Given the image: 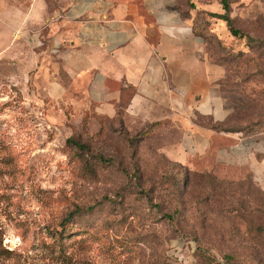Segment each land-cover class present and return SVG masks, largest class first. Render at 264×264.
<instances>
[{
	"label": "rangeland",
	"instance_id": "1",
	"mask_svg": "<svg viewBox=\"0 0 264 264\" xmlns=\"http://www.w3.org/2000/svg\"><path fill=\"white\" fill-rule=\"evenodd\" d=\"M202 2L215 1L191 0ZM225 2L237 33L211 18L204 33L236 102L218 131L251 137L238 156L260 161L264 0ZM10 74L0 60V264H264L261 165L225 164L218 144L181 164L161 151L157 128L142 137L103 121L97 132Z\"/></svg>",
	"mask_w": 264,
	"mask_h": 264
},
{
	"label": "crops",
	"instance_id": "2",
	"mask_svg": "<svg viewBox=\"0 0 264 264\" xmlns=\"http://www.w3.org/2000/svg\"><path fill=\"white\" fill-rule=\"evenodd\" d=\"M197 9L207 21L218 4ZM195 14L178 0H65L52 10L44 0H0V60L12 68L8 78H31L49 109L79 124L86 118L98 130L99 120L118 121L131 130L159 122L167 158L186 164L218 144L225 164L264 170V155L238 156L240 140L251 137L211 127L236 102Z\"/></svg>",
	"mask_w": 264,
	"mask_h": 264
},
{
	"label": "trees",
	"instance_id": "3",
	"mask_svg": "<svg viewBox=\"0 0 264 264\" xmlns=\"http://www.w3.org/2000/svg\"><path fill=\"white\" fill-rule=\"evenodd\" d=\"M214 1L218 4V0L217 1L214 0ZM178 2H180V4L183 5L185 9H189V10H194L195 9L196 10V14H195L196 23H198L197 26H199V28H200L198 33L201 36L204 33L206 34V27L205 26L207 25V21L208 20L207 21L204 20V18L202 16L203 11L197 9L198 6H193L191 4V0H178ZM219 3L221 5V9L223 10L222 13L206 12V15L209 18H215L217 20L219 19V20L223 21L225 23V25L227 26L228 31L230 32V34L231 35H235L237 32L232 29L231 21H230L229 17L227 16V4H226L225 0H219ZM204 35H203V37H204V40H205V36ZM205 44H206V42H205ZM86 123H87L86 118L82 119L81 124L84 125ZM98 123H99V128H98L97 132H100L102 124H103V121L99 120ZM159 124H160L159 122H155V123L148 124L145 127H140V128H138V131H139L138 133H139L140 136L145 137V136H147V135H149L151 133V129L152 128H157V130L159 131V129L157 127ZM219 126H220V124H213L211 127L213 129H216V130H227V129H220ZM72 214H73V212H71L68 216L70 217Z\"/></svg>",
	"mask_w": 264,
	"mask_h": 264
}]
</instances>
